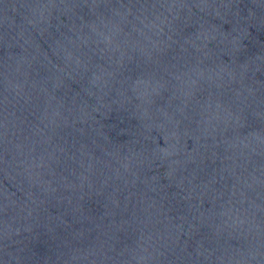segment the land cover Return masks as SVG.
<instances>
[{
    "label": "water",
    "instance_id": "obj_1",
    "mask_svg": "<svg viewBox=\"0 0 264 264\" xmlns=\"http://www.w3.org/2000/svg\"><path fill=\"white\" fill-rule=\"evenodd\" d=\"M0 264H264V0H0Z\"/></svg>",
    "mask_w": 264,
    "mask_h": 264
}]
</instances>
